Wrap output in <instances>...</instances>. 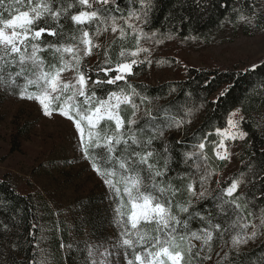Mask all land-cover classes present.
Returning <instances> with one entry per match:
<instances>
[{"label":"snow or ice","instance_id":"snow-or-ice-1","mask_svg":"<svg viewBox=\"0 0 264 264\" xmlns=\"http://www.w3.org/2000/svg\"><path fill=\"white\" fill-rule=\"evenodd\" d=\"M152 7V0H140V7H129L125 16L118 0H0V87L21 100L35 102L45 117L58 115L69 121L81 157L110 194L117 238L103 251L102 244L89 245L88 264H234L232 251L239 258L241 246L255 240L258 230L264 235V204L257 203L264 200V176L259 177V196L251 199L240 191L246 183H253L242 170L228 180H216V187H211L213 177L222 173L210 161H230L229 142L248 136L239 108L228 114L225 127L202 134L193 150L182 154L189 170L169 175L174 156L166 134L191 120L177 119L159 97L146 95L128 80L137 65L151 63V50L144 43L163 42L158 37L165 34L148 33L141 26L148 23ZM62 19L72 25L68 33ZM255 19L256 13L239 15L246 25ZM109 30L119 33L121 42L134 40L135 47L122 46L115 62L105 49L93 80L84 60L101 47L94 37ZM45 36L56 39L45 42ZM69 71L71 77L64 79ZM193 111L188 108L184 116ZM245 167L255 176L254 163ZM259 168L264 172V159ZM208 200L213 201V209L202 212L197 208ZM193 220L200 227L192 229ZM217 240L229 251L223 255L215 251ZM113 255L114 260L110 259ZM28 264L47 261L33 259Z\"/></svg>","mask_w":264,"mask_h":264},{"label":"trees","instance_id":"trees-1","mask_svg":"<svg viewBox=\"0 0 264 264\" xmlns=\"http://www.w3.org/2000/svg\"><path fill=\"white\" fill-rule=\"evenodd\" d=\"M67 2H73V0H67ZM118 3L125 16L129 7H140V0H135V4L133 0H118ZM152 3L148 23L144 28L149 32L165 34L158 38H167V35L182 38L195 36L208 41L222 29L226 22H236L238 11L234 9H240L246 13L253 10L252 0H152ZM77 10H79L78 7L73 11ZM115 14L120 15V13ZM4 15L7 18V13ZM61 24L64 25L65 33L72 28V25L63 19ZM51 26L55 27V24ZM44 39L48 42L56 38L45 36ZM113 46L106 49L109 50L111 59L115 62L120 50L116 49V45L114 48ZM104 50L105 48L98 50V57H104ZM42 55L45 59H50L48 53ZM97 64L98 62L92 65L87 61L84 63L85 70L91 69L93 80L97 78ZM145 69L136 66L134 74L128 77L129 82L136 85L138 90L142 89L146 95L152 98L159 97V102L167 107L171 114L176 115L177 119L183 116L186 121L191 120V123H186L179 129L173 128L166 134L174 156L171 164L172 171L169 175L176 176L177 172L189 170V167L182 163V154L192 151V145L198 143V138L202 134L213 132L217 126L225 127L228 114L239 107L245 117L242 128L248 132L247 138L240 141L239 164L235 169L225 172L228 162L218 164L214 160L210 161L211 166L222 173L213 177L211 187H216V180H228L242 170L247 173V180L253 183H246L240 191L248 193L249 199L253 195L259 196V177L264 176V172L259 168L264 159L261 156V152L264 151V59L256 64L255 69L252 67L241 69L237 66L211 68L187 65L182 78L156 84H151L144 79L136 80L137 76L144 75ZM121 86H123L122 83ZM226 88L227 93L220 96L219 94ZM109 90H115L114 86H109ZM98 94L106 95V92ZM188 108L194 111L191 116H184ZM211 139H216L215 135ZM176 141H182V143L176 144ZM157 146H161L159 142ZM209 155H211L210 150ZM250 163L256 165L255 176L245 167ZM35 193L21 194L9 181L0 179V264H28L33 259L38 262L37 245L41 233L38 223L41 221L52 228L48 244L58 264H76L78 260L79 264H88V260L76 252H69L66 262L62 259L60 245L62 241L68 242V232L63 229L58 234L56 229L58 223L52 209L37 190ZM101 194L99 190L97 194L91 190L76 198L75 201L79 212L78 220L75 221H79V227L87 229L92 236H97L101 229L105 231L108 229L107 221L103 217L106 200L104 201ZM257 203L264 204V200ZM197 208L202 212L205 209H213V201L201 202ZM248 219L251 220L252 217ZM217 220L222 222L221 217H217ZM255 222L258 223V221ZM76 226L77 224L74 230ZM190 227L196 229L200 227V224L197 220H193ZM215 251L223 255V252L229 251V248L225 246L222 249L220 241L217 240ZM241 252L243 255L239 258L234 251L230 253V259L234 261V264H264V235H260L258 230L255 240L249 241L246 246H241ZM216 259L217 257L213 254V261Z\"/></svg>","mask_w":264,"mask_h":264},{"label":"rangeland","instance_id":"rangeland-1","mask_svg":"<svg viewBox=\"0 0 264 264\" xmlns=\"http://www.w3.org/2000/svg\"><path fill=\"white\" fill-rule=\"evenodd\" d=\"M252 3V12L238 9L236 22H226L208 41L195 36L182 38L174 35L171 39L159 38L163 41L159 44L144 43L143 46L151 50V63L137 65L146 69L144 75L137 76L136 80L144 79L156 84L179 79L185 74L187 65L211 68L237 66L241 69L256 65L264 59V0H252ZM252 13L257 15L253 24L246 25L239 20V15L251 16ZM92 31H95V25ZM118 36L119 33L114 34L109 30L94 37V43L101 47L86 57L84 63L102 64L104 57H98V50L110 48L113 40H116L117 50H121L122 46L129 50L135 47L134 40L121 42ZM143 58L141 54L140 59ZM71 75L69 71L63 77L69 79ZM18 83L22 84L23 81L19 80ZM239 146L240 140L229 142L233 158L228 161L225 172L238 166ZM0 179L9 181L21 194H36L37 190L48 202L58 223V234L63 229L68 232V242L62 241L64 247L60 246L65 262L69 252H76L89 262V245L102 244L100 251H103L115 242L118 231L113 223L115 205L111 203L107 188L92 171L89 162L81 157L69 121L58 115L45 117L35 102L21 100L4 87H0ZM91 190L95 194L99 190L106 200L103 217L108 229H101L97 236H92L87 229L79 227V221H75L79 215L76 198ZM38 226L41 230L37 245L38 262L46 259L47 264H58L48 244L52 228L42 221ZM41 250H44L43 254ZM110 259L114 260L115 256ZM76 264H79V260Z\"/></svg>","mask_w":264,"mask_h":264}]
</instances>
